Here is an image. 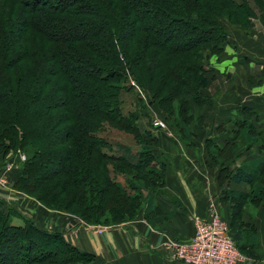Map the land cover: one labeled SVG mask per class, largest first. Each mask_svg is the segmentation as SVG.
<instances>
[{"label":"trees","instance_id":"1","mask_svg":"<svg viewBox=\"0 0 264 264\" xmlns=\"http://www.w3.org/2000/svg\"><path fill=\"white\" fill-rule=\"evenodd\" d=\"M262 13L264 0H0V172L14 162L7 174L14 190L58 207L46 209L76 208L70 214L89 226H119L140 212L152 225L166 224L183 207L163 197L167 165L153 151L158 138L142 98L136 93L129 112L121 92L135 90L132 79L150 105L168 120L178 118L182 141L193 145L192 127L207 130L200 112L213 105L206 91L215 71L210 61L229 44L222 21L249 30ZM257 122L244 108L230 121L235 129L224 135L225 146L209 136L204 143V155L222 165L221 199L233 203L229 234L247 258L258 256L260 245L241 216L260 207L264 215V156L228 166L242 147L264 151ZM209 128L223 136L222 126ZM112 130L132 134L137 148ZM41 165L46 173L35 176ZM232 183L249 189L229 190ZM95 258L0 199V264H92Z\"/></svg>","mask_w":264,"mask_h":264},{"label":"crops","instance_id":"2","mask_svg":"<svg viewBox=\"0 0 264 264\" xmlns=\"http://www.w3.org/2000/svg\"><path fill=\"white\" fill-rule=\"evenodd\" d=\"M242 30L241 34H236V52L228 49L218 63L210 61L215 72L209 76L206 91L213 105L203 107L201 115L209 126L216 127L230 124L241 110L249 109L257 118L256 129L264 139V13L256 18L251 29ZM193 133L196 140L191 147L183 145L175 133L160 134L156 151L167 165L163 197L166 200L177 198L183 207L176 209L166 224L152 225L140 212L132 222L119 226H89L64 212L47 211L31 199L23 200V204L28 201L32 220L40 229L58 232L80 251L95 254L92 264H183L169 258L163 247L166 242L189 241L194 220L205 217L210 204L222 212L223 220L231 221L230 206L220 203L221 188L217 178L220 168L204 155L205 138L214 132L198 128L193 129ZM240 155L247 157L245 163L264 156V151L259 154L245 146L233 159ZM226 156H231L230 148L224 154V161L229 159ZM236 162L232 164L233 169L242 164ZM228 189L241 191L243 187L232 183L228 184ZM253 210L241 216L243 222L254 226L260 245L258 256L248 258V264H264V215L259 217L261 207Z\"/></svg>","mask_w":264,"mask_h":264},{"label":"built area","instance_id":"3","mask_svg":"<svg viewBox=\"0 0 264 264\" xmlns=\"http://www.w3.org/2000/svg\"><path fill=\"white\" fill-rule=\"evenodd\" d=\"M155 128H164L161 121H153ZM21 161L25 156L18 153ZM14 167V162L9 161L0 172V199L10 203L9 195L15 193L8 179V172ZM7 179V180H6ZM19 211V208L17 209ZM194 230L189 241H170L163 247L170 259L180 261L183 264H248L247 259L236 248L228 225L222 219L216 207L209 205L208 213L203 218L194 220Z\"/></svg>","mask_w":264,"mask_h":264},{"label":"rangeland","instance_id":"4","mask_svg":"<svg viewBox=\"0 0 264 264\" xmlns=\"http://www.w3.org/2000/svg\"><path fill=\"white\" fill-rule=\"evenodd\" d=\"M222 25H223V27L225 28V30H226V32H227V35L229 36V44H228V46L226 47V49L228 50H233V51H235L236 52V44H237V33L238 34H241L242 32H243V30L240 28V27H238V26H235V25H232V24H229L228 23V21H222ZM221 58V57H220ZM220 58H214L213 60H215L216 61V63H218L219 61H220ZM215 72V71H214ZM213 72V73H214ZM212 74V73H211ZM208 76H210V75H208ZM130 81V85H132L133 87H135V92L134 91H132V92H128V91H124V90H122V99H123V101H124V109L126 110V111H135V106H134V104H135V100H136V97H137V95H140V97L142 98V100H143V105H144V107H143V110H144V113H146L149 117H150V120H151V123L153 122V121H161V122H163L164 124H165V127L164 128H155L154 129V133H155V135H156V137L158 138V142H157V144H156V147L153 149V151L155 152V154L157 155V156H159L158 155V153H157V151H156V149L157 148H159V140H160V134L161 133H164V132H171V133H175L176 134V136H178V138H179V140H180V142H182L183 143V145H185V146H187L188 147V145L185 143V142H183L182 141V139H181V136L179 135V133H178V131H177V128L175 127V122L174 121H176L178 118L177 117H173V118H170V120H168V118H166V115L159 109V108H157V105L156 104H153V105H150V101L148 100V97L146 96V94L144 93L143 94V92H141L137 87H136V84H135V82L132 80V79H130L129 80ZM254 83V82H253ZM136 93H137V95H136ZM175 104V103H174ZM190 107H192L191 108V110H190V112L191 113H193L194 115H193V118L195 119L196 117H197V115H195V110H194V108H193V104L192 103H190ZM201 113V112H200ZM247 119H249L248 117H247ZM207 124H208V127H207V130L208 129H210L209 127V123L208 122H206ZM154 123H152V125H153ZM154 126V125H153ZM192 129H195V130H197L198 129V127H192ZM235 129V127H234V125H233V123H230V124H228V125H224V126H222V128L220 129V133H222V137H215L216 135V132L214 131V130H212V132H214V134L212 135V134H210L209 135V137L210 138H212V139H214L215 141L216 140H219V143H220V145L221 146H225V144H226V141H227V139L225 138V136L226 135H229L230 136V134L233 132V130ZM107 130V129H106ZM105 130V132L103 133V136L104 137H106V138H112V134L111 133H109V131H106ZM113 131V133H114V135H115V138H120L121 139V141L122 142H124V143H126V144H128L133 150L134 149H136L137 147H136V145H135V140H134V138H132V134L131 135H128V134H124V133H122V132H120V131H114V130H112ZM225 135V136H224ZM217 138V139H216ZM194 145V144H193ZM193 145H191V146H193ZM191 146H189V147H191ZM229 148V147H228ZM228 148H227V150H228ZM226 150V151H227ZM246 151V150H245ZM245 151L243 150V152L245 153ZM249 152V151H248ZM256 152V151H255ZM226 153V152H225ZM224 153V154H225ZM256 156V155H255ZM254 156V157H255ZM224 155L222 156V159H221V161L222 160H224ZM226 157H229V156H226ZM225 157V158H226ZM243 156L242 155H240V157L239 156H237V157H235V159H234V161H233V163H235L236 161V163H242V162H244L245 160H246V158H242ZM7 158H9L10 160L11 159H13V158H15V155H13L12 153H9L8 154V157ZM51 156L49 157V160L51 161ZM224 162H226V161H224ZM223 162V163H224ZM226 164V163H225ZM219 167L220 166H222L221 164L220 165H218ZM228 167H230V168H228V170L230 171V170H232V165L230 164ZM16 168V167H15ZM46 168H44V165H41V167L39 168V170L37 171V173L35 174V176H38V175H40V174H44V173H46ZM133 173L136 175L137 173L136 172H134L133 171ZM223 175H226L225 174V172L223 173ZM5 178H7V175H6V177ZM8 179V178H7ZM6 179V180H7ZM118 180L119 181H121L123 184H125L127 187L128 186H130L133 182H134V186L133 187H138V184L136 183L137 181H132L130 178H127V180H124L123 178H121V177H119L118 178ZM56 181H58V180H56ZM130 181H132V182H130ZM56 185H58V182H54V184H52V185H50V188H54ZM132 186H131V188H133ZM225 187V186H224ZM249 188H245V189H241V191H245V192H247V190H248ZM15 191V193H13L12 195H9V198L11 199L10 201V203H7L6 201H3L4 203H6V204H8L9 206H12V207H14L16 210L19 208V211L18 212H20V213H22L23 214V216L26 218V219H29V220H31L32 219V211L30 210V208H29V204H28V201H35V199L34 198H30V197H28V196H25V195H23L20 191L18 192V191H16V190H14ZM138 191H141V188H139L138 190H135V191H133L132 193L133 194H136V193H138ZM133 194H130V195H133ZM143 194V193H142ZM144 195V194H143ZM28 200L26 203H25V205L23 204V200ZM31 199V200H30ZM35 202H37V201H35ZM58 202H60V201H58ZM222 202H225L228 206H230L231 207V204H233L232 202H231V200L230 199H226V198H224V199H221L220 200V203H222ZM31 203V202H30ZM220 203H218V204H220ZM39 204V203H38ZM43 206H45V207H51V208H54V207H56V208H58L57 207V205H55V204H51V203H49V202H42L41 203ZM39 206H41L40 204H39ZM43 206H41V207H43ZM216 207V206H215ZM45 210H49V211H55V210H50V209H46V208H44ZM254 209H257V208H254ZM216 210L218 211V213H220L221 211L220 210H218V208H216ZM253 210V209H252ZM66 211H68V212H66ZM66 211H56V212H60V213H62V212H64L65 214H67V215H69V216H71V217H73L70 213H72V214H76V208H74V210H73V212H71L70 210H66ZM254 211V210H253ZM222 213V212H221ZM74 218V217H73ZM74 219H76V218H74ZM135 219V218H134ZM77 221V220H76ZM133 221V220H132ZM132 221H130V222H132ZM13 223L14 224H16V225H20V223H21V219H14L13 220ZM125 223H127V222H125ZM227 223V222H226ZM124 224V223H123ZM94 226V225H93ZM101 227V226H100ZM44 230V229H43ZM249 258V257H248ZM247 258V259H248Z\"/></svg>","mask_w":264,"mask_h":264}]
</instances>
